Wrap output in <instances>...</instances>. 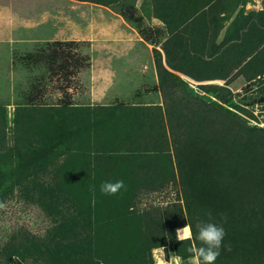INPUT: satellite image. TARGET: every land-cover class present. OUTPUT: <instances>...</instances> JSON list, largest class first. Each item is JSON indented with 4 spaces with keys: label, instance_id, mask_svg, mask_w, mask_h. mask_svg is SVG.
<instances>
[{
    "label": "trees",
    "instance_id": "1",
    "mask_svg": "<svg viewBox=\"0 0 264 264\" xmlns=\"http://www.w3.org/2000/svg\"><path fill=\"white\" fill-rule=\"evenodd\" d=\"M77 1L106 6L115 0ZM245 2L152 0L154 16L165 28L141 25L133 6L116 11L127 23L133 22L142 40L152 45L161 107L94 106L104 113L101 119L107 120L108 128L103 124L101 133H90V141L65 151L59 136L63 115L52 117L38 107L31 109L32 115L27 110L29 116L24 112L15 119L14 133L20 144L40 147L42 154L59 147L63 151L53 174L55 191L68 202L70 216L51 238L48 255L52 260L47 264H153L150 250L166 243L175 255L186 259L191 255L187 249L201 244L197 224L209 221L226 233L215 264H264V130L248 127L237 114L218 105L197 103L180 78L201 81L240 74L249 81L264 72V45L238 68L220 51L239 38L252 18L250 13L243 14ZM259 13L264 17V9ZM258 22L263 24V18ZM82 44L87 42L43 43L51 62L66 53L54 72L62 82L79 67L88 68L87 55L72 53ZM68 106L64 101L60 109ZM176 116L179 128L173 125ZM95 117L92 109L85 126L90 128ZM78 122L70 121L68 126ZM102 144L101 152L95 150ZM107 144H113L112 149ZM14 150L9 147L6 153L11 156ZM174 179L181 202L167 201L153 211L135 207L139 194L163 188ZM117 180H123L125 188L115 195L101 191L104 182ZM187 223L192 226L193 240L178 241L175 229ZM19 252L11 248L3 263Z\"/></svg>",
    "mask_w": 264,
    "mask_h": 264
},
{
    "label": "rangeland",
    "instance_id": "2",
    "mask_svg": "<svg viewBox=\"0 0 264 264\" xmlns=\"http://www.w3.org/2000/svg\"><path fill=\"white\" fill-rule=\"evenodd\" d=\"M20 1L36 5L35 13L33 11L31 15L35 14L36 17L33 23L37 27V40H22L0 46V51L5 54L4 63L0 65V204L4 205L0 208V264H4L6 254L13 247L20 250L21 254L19 252L11 255L8 264H47L52 260L48 255V250L53 247L51 238L60 229V223L70 216L66 210L68 202L55 191L57 185L53 172L61 159L59 153H63L73 144L90 141V133H101L104 130L102 125H105L107 120L104 122V118L101 119L104 114L102 110L95 111L94 106L87 105L90 104L86 80L88 68L79 67L66 82H62L61 77H56L54 72L58 65L63 63L66 53L51 62L46 55L48 48L43 46L48 40L43 39H48L44 37L49 32L48 34L53 33V38L80 42L87 40L84 25L72 22L73 17L82 13L87 16L92 10H106L105 8L113 12H124L125 7L133 6L135 14L141 18L140 24L145 27L157 26L160 21L154 16L152 0H115L106 6L77 0ZM263 9L264 0H246L243 14L250 13L252 18L241 30L238 39L227 42L220 49L234 68L240 67L264 45V17L259 13ZM62 15L68 16L70 21L62 20ZM259 17L263 18V24L258 22ZM230 20L231 18L219 31L217 42L223 38ZM130 25L135 26L133 22ZM155 48L159 50L162 59V51L158 45ZM89 50L87 42V45L82 44L74 48L72 53L83 57ZM180 78L192 96L198 98L197 103H205L212 108L218 105L237 114L248 127L264 130V101L261 100L264 98V72L249 81H245L240 74L234 77L229 75L224 79L201 81L182 75ZM131 99L139 98L132 96ZM140 99L147 102L151 101L152 97L143 96ZM64 101H67L69 106L62 110L60 108ZM128 102L127 100L126 103ZM191 104L194 105L195 100ZM38 107L46 109L47 114L52 117L63 115V131L59 135L63 151L59 147V150L42 154V148H29L27 144H20L21 141L15 136V119H18L19 115L24 116L27 110L31 111L32 115L31 109ZM92 109L93 116L96 117L89 128L85 126L86 117L90 116ZM27 115L30 113H26ZM174 118L176 120L173 125L179 128V117ZM73 120L79 121L78 125L70 128L68 124ZM105 127L108 128V124ZM151 141L149 138V143ZM102 146L103 144L97 145L95 150L101 152L104 149ZM106 146L112 149L109 144ZM9 147L15 149L11 156L6 153ZM3 154L5 156H2ZM173 200L181 202L176 179L163 188L139 194L135 207L142 211H153ZM163 247L165 259H169V255H173L170 243ZM153 249L150 250V257L155 264Z\"/></svg>",
    "mask_w": 264,
    "mask_h": 264
},
{
    "label": "crops",
    "instance_id": "3",
    "mask_svg": "<svg viewBox=\"0 0 264 264\" xmlns=\"http://www.w3.org/2000/svg\"><path fill=\"white\" fill-rule=\"evenodd\" d=\"M105 9L92 10L87 16L82 13L72 19V22L84 25L85 41L90 46L86 79L90 104L87 105L112 106L120 103L133 107H161L152 45L143 41L136 29L118 13ZM35 10L36 5L31 3L0 0V46L37 40V27L33 23L36 17L31 15ZM61 19L70 21L68 16L62 15ZM48 33L44 37L48 39L43 40H67L53 38V33ZM4 56V52L0 51L1 66ZM132 96L139 99L132 100ZM143 96H151L152 100L141 101Z\"/></svg>",
    "mask_w": 264,
    "mask_h": 264
},
{
    "label": "clouds",
    "instance_id": "4",
    "mask_svg": "<svg viewBox=\"0 0 264 264\" xmlns=\"http://www.w3.org/2000/svg\"><path fill=\"white\" fill-rule=\"evenodd\" d=\"M159 27L165 28L166 25L160 22ZM257 79H259V77H257ZM122 188H125L123 180H117L115 182L106 181L101 185V191L110 195H115ZM3 207L4 205L0 204V208ZM197 228V239L201 244L200 246L193 244L187 249L191 254L187 260L179 256H171L170 259H165V248L163 246H158L152 250L155 264H215V261L220 255L222 242L226 235L225 230L221 225L210 221L198 223ZM176 239L182 242L192 241V226L187 223L182 228H177Z\"/></svg>",
    "mask_w": 264,
    "mask_h": 264
},
{
    "label": "built area",
    "instance_id": "5",
    "mask_svg": "<svg viewBox=\"0 0 264 264\" xmlns=\"http://www.w3.org/2000/svg\"><path fill=\"white\" fill-rule=\"evenodd\" d=\"M172 254H173V255H169V259H170L171 256H177V255L174 254V252H172Z\"/></svg>",
    "mask_w": 264,
    "mask_h": 264
}]
</instances>
